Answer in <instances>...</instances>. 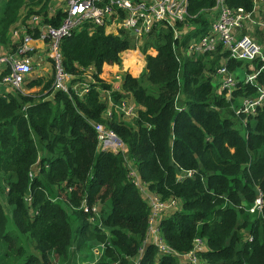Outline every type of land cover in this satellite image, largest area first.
I'll list each match as a JSON object with an SVG mask.
<instances>
[{
  "label": "trees",
  "instance_id": "1",
  "mask_svg": "<svg viewBox=\"0 0 264 264\" xmlns=\"http://www.w3.org/2000/svg\"><path fill=\"white\" fill-rule=\"evenodd\" d=\"M53 1L0 0V47L14 50L22 33L38 38L37 30L27 28L10 38L9 26L22 8L25 18L41 14L44 22L58 23L60 10L47 18ZM212 3L189 0V13L203 12L187 20L197 28L183 32L182 45L206 30ZM226 3L250 9V0ZM151 37L155 54L145 56V69L136 77L122 75L123 91L141 107L134 126L116 116L102 118L99 92L108 84L96 74L83 97L57 91L52 106L19 92L0 97V264H64L100 243L96 264H131L132 258L138 264H179L173 252L189 250L194 237L205 240L200 264H264V202L261 213L247 211L257 190L264 201V105L242 122L233 112L235 98L254 96V86L238 81L226 99L210 82L218 65L207 62L209 55L176 57L169 27L155 29ZM132 48L125 31L105 33L87 24L58 45L61 68L75 79L89 66L99 73L103 64H118L121 52ZM240 65L227 60L229 70ZM256 80L264 83V70ZM33 84L39 80L28 85ZM95 123L115 132L125 156L96 151ZM127 160L147 192L177 201L157 223L168 252L144 245L149 206L126 177ZM185 170L193 174L177 179ZM241 229L251 241H242Z\"/></svg>",
  "mask_w": 264,
  "mask_h": 264
},
{
  "label": "built area",
  "instance_id": "2",
  "mask_svg": "<svg viewBox=\"0 0 264 264\" xmlns=\"http://www.w3.org/2000/svg\"><path fill=\"white\" fill-rule=\"evenodd\" d=\"M188 6L189 0H65L54 12H48L49 19L57 10L61 11L63 15L56 24L46 23L40 15L34 14L29 18L25 28L39 32L37 39L44 42L40 51L42 56L37 55L33 61L30 54L36 55L38 49L32 46V38L26 33L21 34V41L14 50L0 47V97H5L8 93L20 92L33 70L42 69L48 63L47 57L51 58L55 71V90L78 98L87 94L90 86L94 85L92 75L98 73L89 66L79 79H75L73 75L62 70L58 50L60 40L84 24H87L89 29L102 26L105 33L111 34L123 30L131 38L143 42L155 29L169 27L172 37L176 40L173 47L179 59L183 57L196 59L204 55L211 57L213 52L219 53L218 66L214 73L209 75L210 81H214L216 93L224 92L226 99H229L238 81L255 87V95L242 97L238 106L233 109L234 115L244 122L248 115H254L264 105V83L260 84L256 80L258 74L264 70V44L258 43L251 36L255 32L264 35V0H250L249 10L242 6H229L226 0H213L212 6L207 8L209 18L206 30L195 34L182 45L179 41L183 32L187 30L194 32L196 29L195 25L187 23L188 19L193 18L191 17L193 15L188 13ZM176 23H182V26L176 27ZM18 32V30L9 31L10 38L18 39L20 35ZM229 59L246 62V72L242 79H237L234 70L228 69L227 60ZM122 70L113 71V76L109 75V81H105L108 88L99 92V100L104 105L101 115L105 119L116 116L117 120L134 126L133 119L137 115L138 104L122 89L124 74ZM114 95H118L115 100ZM93 129L97 152L120 151L125 156V145L112 129L101 123L93 124ZM125 168L126 177L143 193L149 206V226L146 236L148 235L150 242L161 252H168V248L158 237L156 223L165 208L178 207L177 201L172 199L161 201L159 197L145 191L144 183L129 160L125 162ZM192 174L193 171L185 170L177 179ZM26 201L29 202V196L26 197ZM263 202L262 194L257 190L247 211L251 214L261 213ZM92 210L98 211L96 206L92 207ZM240 233L243 242L251 241L252 235L247 230L241 229ZM102 249L101 243L92 245L91 257L87 258L85 264H96ZM205 249V240L194 237L189 250L181 254L173 253L179 257V264L184 262L200 264L198 253ZM130 262L138 264L137 258H132Z\"/></svg>",
  "mask_w": 264,
  "mask_h": 264
},
{
  "label": "rangeland",
  "instance_id": "3",
  "mask_svg": "<svg viewBox=\"0 0 264 264\" xmlns=\"http://www.w3.org/2000/svg\"><path fill=\"white\" fill-rule=\"evenodd\" d=\"M63 1H65V0H54L50 4L49 12H54L59 7V5H61V3H63ZM24 11H25L24 8H22L20 10V15H19L17 21L14 24L9 26L8 33H9V31H12V30H18L20 33H22V29H24L27 26L29 18L31 17L30 16L28 18H25L24 17ZM202 12H203V8L202 9L200 8V9H197V10L191 12V13H189V12L188 13L193 15L191 17L194 18L195 16L201 17ZM38 15H40V17L42 19V15L41 14H38ZM24 22L26 24H23ZM196 28H197V26H196ZM152 33L153 32H151L148 35V38L145 42L139 41L138 39L131 38V40L134 43V48L129 49V50H125V51L121 52V54H120V62L118 63V65L123 69L122 70L123 73H129L130 75L136 77L137 75L140 74L141 71H143L145 69V67H146L145 66V56L146 55L154 56V54H155V47H154L153 41H152L153 38L151 37ZM251 36L258 43H263L264 35L255 32V33H252ZM130 54H133L134 60L136 61V64H134V65L130 64L128 66H125L124 65V59L126 61H131V58H133V56ZM30 56L32 57V59L34 61L35 60V54L31 53ZM208 60H209V61H207L208 63H211L213 66L214 65L217 66L218 62L220 60L219 59V53L216 51L213 52L211 54V57H208ZM46 61L48 63H46L47 65H45V67L43 69H36L35 68L33 70L32 74L29 77H27V79L25 80V83L22 85V90L19 93L22 96H25L28 99H30L31 102H33V103L43 100V101H46L47 103H51V106H52L54 104L53 93L57 92V90H55V88H54V82H55L56 77H55V71L53 68L51 58L47 57ZM245 64H246L245 61H241V66H239L238 74L240 75L241 79L243 78V76L246 72L245 71ZM131 66H134V68H130ZM146 71H147V69H146ZM109 75L113 76V71H112V73L110 72ZM235 75H236V73H235ZM32 79H38L39 84L28 85L29 81ZM210 82L212 84H214V81H210ZM46 84H48V87L44 89L43 86ZM48 91H51V92L48 94ZM236 100L240 101L241 98H235V101ZM232 102H233V100L231 99L230 103H232ZM230 106L231 105H229V108H230ZM51 110H54V109L51 108ZM145 191H146V189H145ZM0 201H1V199H0ZM88 257L89 258L91 257L90 251H87L85 254L78 253L74 257H71L69 259V261L67 260L64 264H85ZM115 264H117V263H115Z\"/></svg>",
  "mask_w": 264,
  "mask_h": 264
},
{
  "label": "crops",
  "instance_id": "4",
  "mask_svg": "<svg viewBox=\"0 0 264 264\" xmlns=\"http://www.w3.org/2000/svg\"><path fill=\"white\" fill-rule=\"evenodd\" d=\"M44 42H41V41H39L38 39H32V41H31V44H32V46L33 47H35L36 48V50H37V52H36V55H35V58H36V56L37 55H40V56H42V52H40L41 51V49L43 48V44ZM130 55H132L133 56V54H130ZM36 62H38V61H36ZM131 63V65H134V64H136V61L134 60V57L133 58H131V61H130ZM47 65V64H46ZM45 67V66H44ZM43 67V68H44ZM42 68V69H43ZM41 69V68H40ZM122 68L118 65V64H113V65H107V64H103L102 66H101V68H100V71H99V73L97 74V76H98V78H100V79H102L104 82L105 81H109V74H110V72L112 73V71H115V70H121ZM232 70H234V72L236 73V78L237 79H241L240 78V75L238 74V71H239V67H235L234 69H232ZM89 73V72H88ZM138 109H140L141 107L138 105V107H137ZM97 207V209H99V206H96ZM173 210H175V209H169V208H165V210L163 211V213L160 215V217L161 216H163V215H167V214H169L171 211H173ZM157 223H158V221H157ZM156 223V224H157ZM149 243H151L150 242V238L148 237V235L145 237V241H144V245H147V244H149ZM90 250V249H89Z\"/></svg>",
  "mask_w": 264,
  "mask_h": 264
},
{
  "label": "bare ground",
  "instance_id": "5",
  "mask_svg": "<svg viewBox=\"0 0 264 264\" xmlns=\"http://www.w3.org/2000/svg\"><path fill=\"white\" fill-rule=\"evenodd\" d=\"M132 57V56H131ZM134 57V56H133ZM125 60V59H124ZM126 61V60H125ZM126 62H130V61H126Z\"/></svg>",
  "mask_w": 264,
  "mask_h": 264
}]
</instances>
